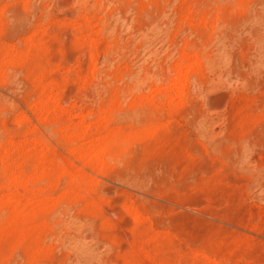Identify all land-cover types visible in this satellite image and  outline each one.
Masks as SVG:
<instances>
[{"label":"rangeland","instance_id":"374dc122","mask_svg":"<svg viewBox=\"0 0 264 264\" xmlns=\"http://www.w3.org/2000/svg\"><path fill=\"white\" fill-rule=\"evenodd\" d=\"M0 264H264V0H0Z\"/></svg>","mask_w":264,"mask_h":264}]
</instances>
